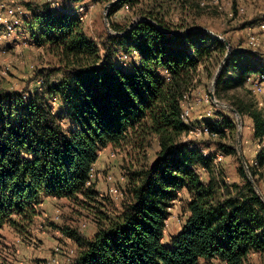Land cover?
<instances>
[{
  "label": "trees",
  "instance_id": "16d2710c",
  "mask_svg": "<svg viewBox=\"0 0 264 264\" xmlns=\"http://www.w3.org/2000/svg\"><path fill=\"white\" fill-rule=\"evenodd\" d=\"M59 1L69 8V3L83 0ZM145 1L118 0L108 8V24L125 8L147 21L138 22L124 35L119 34L129 24L121 29L110 25L116 35H105L104 59L70 11L25 4L35 44L57 60L62 78L43 82L39 92L27 97L23 92L0 90V230L9 227L27 234L44 197L68 201L81 197L89 205H102L104 196L99 197L95 184L86 186L100 151L126 145L139 155L154 141L158 150L146 167L127 163L128 182L119 209L110 201L109 210L92 205L96 230L90 239L70 227L59 228L77 246L68 264H198L200 260L246 264L252 253L264 259V202L242 165L238 168L242 184L227 185L217 178L213 154L204 156L200 146L189 148L180 141L187 130L181 119L184 96L192 90L201 66L211 65L217 55L222 57L219 66L226 47L201 30L175 34L196 26L166 22L159 11L162 3L172 0L139 10ZM226 42L232 52L215 81L217 101H223L225 92L246 86L248 76L264 74V66L242 62L248 54L235 52ZM118 51L134 59L128 69L109 61L110 52ZM54 99L63 106V117L74 125L71 130L65 131L52 112L49 103ZM229 105L241 120H250L251 138L262 144L254 164L245 162L259 188L257 176L264 170V111L238 99ZM221 113L217 112L216 120L202 121L214 138L236 129L226 118L223 123ZM216 146L223 157L236 153L221 142ZM181 190L189 198L183 203L187 217L165 246L168 210L181 201Z\"/></svg>",
  "mask_w": 264,
  "mask_h": 264
},
{
  "label": "rangeland",
  "instance_id": "374dc122",
  "mask_svg": "<svg viewBox=\"0 0 264 264\" xmlns=\"http://www.w3.org/2000/svg\"><path fill=\"white\" fill-rule=\"evenodd\" d=\"M106 1L107 0H88V18L83 22V30L86 36L97 44L103 59L106 56L107 49L103 44L105 35H111L107 32L104 23L103 14L104 7L107 5ZM159 1L160 0H157V2L146 0L138 8L139 10H151L153 5L160 4L158 3ZM199 1L200 0L167 1L162 3L163 8L159 12L164 13L163 16L166 22L171 26L179 25L188 27L194 25L196 27L205 28L214 35L219 36L222 40L229 41L235 52H239L240 54L241 52H245L248 54L247 57L244 55L245 59H242V62L250 61L256 63V66H264L263 39L260 37L261 47L255 50H250L245 46V37L251 27H254L252 28L255 29L254 33L259 36L261 35L257 29V24L264 21V0H252V2L246 6L249 10L247 14L240 16L234 15L232 17H229L228 14L235 5L234 0H218V7L210 5V0H206L208 2L205 7H200ZM69 8H72L70 3ZM107 13L108 11L105 13L106 18ZM22 17L24 18L25 16ZM23 18H21V20H23ZM139 18L140 17L135 15L132 11H119L110 18L108 25H113L121 29ZM18 31L22 32L23 35L25 34L26 38L17 42L10 36L3 37L1 35L2 27H0V90L23 92L24 96L27 97L39 92L43 88V82L49 83L60 80L62 74L58 72L59 65L53 56L48 54L43 47H39L35 43L33 45L31 44L32 30L30 24H28L27 29L19 27ZM111 33L113 32L111 31ZM231 52L232 50L230 48V53ZM123 55L124 54L119 51L115 54H111L110 52L108 57H112V59H109V61L112 60L111 62H113L114 65L122 67L123 69H128L134 59L125 58ZM216 58L217 60L211 61V65H207V67L203 65L199 68V72L194 78V86L189 94L186 95L189 98L187 105L192 107L189 114L193 126L199 127L200 122L207 119L216 120V114L219 110L223 112L220 115L223 123L226 118L232 121L236 126V129L233 131H230V129L226 131L224 137H204L202 140L195 143L197 146H200L202 150H207V154H209L208 151H211L212 154L219 153L218 147L216 146L217 142H221L235 150L236 153L222 158V161L217 165L216 170H218V172L216 175L219 180L223 181L224 179L227 185H241L242 180L238 174V168L241 163L238 158L236 144L238 130L236 116L227 110L217 108L211 101L210 104L203 102L208 95L211 81L219 63V58L220 60L222 59V57L218 55ZM230 73L232 76L235 75L232 70H230ZM222 98L223 101L219 102L226 105H229V102L234 99H238L244 102H250L257 109L264 111V93L261 95H254L247 86L227 91L222 94ZM49 105L52 112L58 116L63 129L65 131L71 130V122L63 117L64 110L61 103L54 99L50 101ZM208 113L210 117L207 116ZM250 126L251 123L247 117H244L243 120H241L240 150L244 161L253 165L256 157V143L251 138ZM157 150L154 141L150 143V146H148L143 154L139 153V155L132 153L130 147L126 145L120 147L119 150H114L111 147L102 150L98 164L93 168V180L106 187L107 182L105 178L107 175L111 174L114 183L112 187L123 193L120 198L121 200L119 199L121 203L125 198L124 188L126 187L125 184L128 182L127 163L134 168L146 167L147 164L153 160ZM111 154H115L114 158L110 157ZM257 178L260 186L258 189L262 195H264V170H261ZM202 180L204 182L207 181L206 173L202 175ZM103 195L104 198L101 199L102 205H92L98 208L104 206L109 210L111 207L108 202L112 201L110 196L113 195L109 194V192ZM92 205L83 202L81 197L72 201L63 199V201L51 204L52 210L50 212L39 211L38 209V218L35 219V224L30 228L27 234L16 233L13 229L4 227L0 231V262L2 264H47V261L54 257V249L57 247L62 249V255H60L59 259L61 264H65L67 260H71L72 262L77 253V246L72 241H68V243L62 241L56 235V230H59L61 227H70L76 230L83 238L87 240L90 239L96 230V209L93 208ZM169 214L170 216L167 220L163 242H166L170 235L177 230L184 219L183 201L181 200L174 208L171 207ZM83 225H85L84 228H82ZM36 226L39 228H36ZM41 236H45L43 241L39 239ZM67 250H74V254L71 257H67L65 255ZM45 255H49V257L43 259ZM246 264H264V259L256 256L251 258L250 262Z\"/></svg>",
  "mask_w": 264,
  "mask_h": 264
},
{
  "label": "built area",
  "instance_id": "2783aa9c",
  "mask_svg": "<svg viewBox=\"0 0 264 264\" xmlns=\"http://www.w3.org/2000/svg\"><path fill=\"white\" fill-rule=\"evenodd\" d=\"M21 3L15 6H11L10 4H14V0H0V27H2V36L7 37L15 33V30L19 24V19L22 16H29L30 13L26 9L25 4L32 3V4H48L49 8L53 11L60 12V11H70L69 13L76 16L78 20L83 24L85 20L88 18V6L84 4H79L75 8H66L62 2L59 0H21ZM206 0H200L199 6L205 7L207 5ZM212 6L218 7V0H210ZM252 2V0H234V7L232 11L228 14L229 17H232L234 15L240 16L245 13L246 6L249 5ZM125 12L128 11L127 8L124 9ZM22 15V16H21ZM12 19V22L9 23L8 20ZM257 29L259 32L264 34V21L259 23L257 25ZM245 46L250 50H255L257 48L261 47V41L260 36L256 33H254L253 30H250L245 37ZM124 56V55H123ZM126 58V56H124ZM246 86L254 95H261L264 93V74L260 75H254V76H248L246 78ZM189 98L185 95L184 99L181 104L182 108V114L181 119L184 122V124L187 126L186 132L181 136L180 141L186 145H189V148H192L197 141L202 140V138H214V135L210 132L209 128L205 126L204 123H201L199 127L193 126L192 122L190 120V110L192 109L191 106L187 105ZM210 98L209 95H207L204 99V103L210 104ZM207 116L210 117V114L208 113ZM212 118V117H211ZM202 119V118H201ZM206 119V118H204ZM208 120V119H207ZM211 120V119H209ZM213 120V119H212ZM261 146H258V151L260 150ZM203 155H208L207 152H203ZM115 154H111L110 157L114 158ZM223 156L220 153H216L213 155V165L217 167V165L222 161ZM254 164V162H253ZM93 170H91L89 175V180L86 183V186H89L93 183ZM106 181L108 183H113V177L111 174L106 176ZM112 194L115 196L122 197V192L117 191L116 189H112ZM99 197H103V194L99 193ZM176 202V201H175ZM174 202V203H175ZM173 203V204H174ZM37 210V208H36ZM171 208L168 210L170 211ZM38 212V211H37ZM38 218V213L35 219ZM35 219L32 224V226L35 224ZM169 219V218H168ZM85 225L82 226L84 228ZM36 228H39L36 226ZM56 257H53L49 261H47V264H61L60 262V250H55ZM74 254V250H67L65 252V255L67 257H71ZM71 260H67L65 263H70Z\"/></svg>",
  "mask_w": 264,
  "mask_h": 264
},
{
  "label": "crops",
  "instance_id": "0c3cea01",
  "mask_svg": "<svg viewBox=\"0 0 264 264\" xmlns=\"http://www.w3.org/2000/svg\"><path fill=\"white\" fill-rule=\"evenodd\" d=\"M21 0H14V4L12 3V4H10L11 6H15V7H17V5L18 4H20L21 2H20ZM79 4H84V5H87L88 4V0H83L82 2H80V3H78V4H73L72 5V8H75V7H77ZM248 7L246 8V10H245V13H244V15L245 14H247L248 13ZM28 13H30V12H28ZM21 18H23V17H21ZM21 18L19 19V24H18V26H17V28H16V30H15V33H13L12 35H10V37L13 39V40H16L17 42L19 41V40H21V39H24V38H26V35L24 34H22V32H20V31H18V29H19V27H23V29H27V27H28V24H29V22H30V18H31V14H29V16H27V17H24L23 18V20H21ZM8 22L9 23H11L12 22V19H9L8 20ZM258 25V24H257ZM252 28H254V27H251V29L250 30H253V31H255V29H252ZM261 33V32H260ZM260 37H261V39H263V43H264V34L263 33H261V35H260ZM31 44L33 45L35 42H34V39H33V37H32V35H31ZM30 44V45H31ZM249 120V119H248ZM249 122H250V120H249ZM202 122H200V124H201ZM74 127V125L71 123V128H73ZM250 131H251V126H250ZM256 144H255V149H256V151H255V156L258 154V146H262V144H259V143H257V142H255ZM109 147H106V148H104V149H102V150H106V149H108ZM101 150V151H102ZM101 151H100V153H99V156H98V160L96 161V163L93 165V168L95 167V165H97L98 164V161H99V158H100V154H101ZM207 151V150H206ZM205 150H202V152H206ZM209 152V154L211 153L212 154V152L211 151H208ZM214 155V154H213ZM93 168H92V170H93ZM107 182V181H106ZM93 183L95 184V189H96V191L98 192V193H100V194H106L107 192H109V194H111V195H113L112 194V189H114L113 187H112V185L114 184V183H108L107 182V184H106V187L105 186H103L102 184H100V183H96L94 180H93ZM108 189V190H107ZM121 189H123V188H121ZM107 191V192H106ZM179 197H180V200H182L183 201V203L185 202V201H187L189 198H188V195H187V193H186V191L185 190H181L180 192H179ZM104 196V195H103ZM111 198L110 199H112V201H110L111 203H112V205L114 206V208H116V209H119V205L121 204L120 203V198L121 197H117V196H115V195H113V196H110ZM114 199H115V201H114ZM120 199V200H119ZM60 202V201H63V199H55V198H50V197H44V198H42V200H41V202H40V204L36 207L37 208V211H38V209H39V211H47V212H50L51 210H52V207H51V204H54L55 202ZM120 203V204H119ZM178 203H180V201L178 200V201H176L174 204H173V208L176 206V204H178ZM186 217H187V214L184 212V219H183V221L181 222V224L179 225V227L177 228V230L173 233V234H171L170 235V237L166 240V242H163V240H164V238H165V232H164V237H163V240H162V243L165 245V246H169V241H170V238H172V237H174L175 235H177L178 233H179V231L181 230V227L183 226V224H184V222H185V219H186ZM166 226H167V222H166ZM1 231V230H0ZM60 233V234H59ZM94 233H95V231H94ZM93 233V234H94ZM56 235L62 240V241H64L65 243L67 242L68 243V241L70 242L71 240L70 239H68L67 237H65L59 230H56ZM44 237L45 236H41L39 239H41L42 241L44 240ZM55 250H60V252H61V254H62V249L59 247H57V248H55L54 249V257H56V253H55ZM259 257V255H257V254H250L249 256H248V258H247V263H249L250 262V259L251 258H253V257ZM49 257V255L48 256H44L43 257V259L45 258V259H47ZM50 260V259H49ZM214 263H218V264H223V263H220L219 261H217V260H208V261H205V260H200L199 262H198V264H214ZM18 264H21V263H18ZM66 264V263H65Z\"/></svg>",
  "mask_w": 264,
  "mask_h": 264
},
{
  "label": "water",
  "instance_id": "95a60500",
  "mask_svg": "<svg viewBox=\"0 0 264 264\" xmlns=\"http://www.w3.org/2000/svg\"><path fill=\"white\" fill-rule=\"evenodd\" d=\"M118 0H112L110 3H108L105 7H104V23H105V28L107 30V32L109 34H113V35H116L115 33H111V30L109 28V25H108V21H107V18H106V11L108 10V8L114 4L117 3ZM147 21V19L143 18V19H137V20H134L132 21L129 26H128V29L124 32V33H121L119 35H124L126 34L135 24H137L138 22L140 21ZM197 30H201L203 32H205L206 34H208L209 36H211L212 38L222 42L225 47H226V54L223 58V60L220 62L219 66L217 67L216 69V72L214 74V77L211 81V86H210V89H209V92H208V95H209V98L211 100V102L219 109H223V110H227L231 113H233L235 116H236V123H237V126H238V130H237V152H238V158H239V161L245 171V174L250 182V184L252 185V187L254 188V190L256 191V193L258 194L259 198L264 202V196L262 195V193L259 191L258 187L256 186V184L254 183L252 177L250 176L249 174V171H248V168L246 166V163L243 159V156H242V153H241V150H240V142H241V119L239 117V115L237 114V112L232 108L230 107L229 105H226V104H223L219 101H217L214 97V85H215V81L218 77V74L220 72V69L221 67L223 66V64L226 62L228 56H229V53H230V46L228 45V43L224 40H222L219 36H216L214 35L213 33H211L209 30L205 29V28H202V27H193V28H190V29H187V30H184V31H180V32H177L175 34H184V33H187V32H191V31H197Z\"/></svg>",
  "mask_w": 264,
  "mask_h": 264
}]
</instances>
